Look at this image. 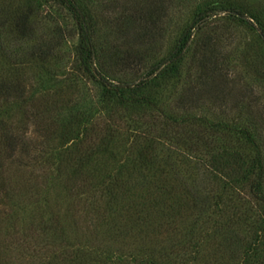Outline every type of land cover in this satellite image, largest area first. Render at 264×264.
Listing matches in <instances>:
<instances>
[{
  "label": "trees",
  "instance_id": "1",
  "mask_svg": "<svg viewBox=\"0 0 264 264\" xmlns=\"http://www.w3.org/2000/svg\"><path fill=\"white\" fill-rule=\"evenodd\" d=\"M43 1L0 0V207L9 209L24 193L5 161L19 145L25 153L10 121L32 99L25 70L55 58L52 40L36 36ZM46 1L70 16L72 66L97 99L60 122L50 100L39 109L57 140L44 192L51 185L72 206L85 196L100 207L97 224L79 230L58 214L40 221L36 263L264 264V99L251 76L232 84L230 56L211 35L219 17L242 27L264 66V0H197L164 51L160 23L181 0ZM51 242L58 250L48 256ZM12 262L0 237V264Z\"/></svg>",
  "mask_w": 264,
  "mask_h": 264
},
{
  "label": "rangeland",
  "instance_id": "2",
  "mask_svg": "<svg viewBox=\"0 0 264 264\" xmlns=\"http://www.w3.org/2000/svg\"><path fill=\"white\" fill-rule=\"evenodd\" d=\"M197 2V0H181L168 4V15L160 23L165 33L161 38L163 51L169 48L182 27L190 20ZM112 16L113 14L108 13L109 20ZM99 26L101 30H106L105 21H99ZM211 29L215 31L211 34L214 38L221 37V44L230 56L231 62L228 68L232 84L237 83L236 78L240 79V83L250 82L251 76L258 80L255 83L257 86L253 88V95L264 99V66L256 64L257 58L254 57L251 34L242 27L232 26L227 19L220 17L211 24ZM36 36L38 39L52 40L56 49L55 58L50 65L32 66L25 70L24 95L32 99L28 100L29 103L21 112L13 114L10 120L14 126L13 132L17 135L23 134L22 144L25 150L22 154L21 145H19L15 154L5 161L6 166L15 174L17 179L14 180L19 182V188L24 189L22 198L15 199L17 207H11V209H9L10 206L0 207V237L6 239L9 244L12 264H28L27 262L37 264L36 256L39 252L35 253V251L41 247L40 242L37 243L41 237L40 221L45 222L52 216L56 220L55 215L58 214V220L66 230L71 221L79 223L73 228V230H79V225L85 226L86 220H88V225L97 224L93 218L96 219L95 213H99L98 208L100 207V204H96L97 210H95L94 205L89 206L88 201L83 199L85 196L81 197L78 205L75 204L76 207L72 206L73 203L64 196L66 190H62L58 195L61 191L59 189L55 194L54 189H50V184L49 192L47 194L44 192L45 180L48 175L51 176L47 168L54 167L48 164L46 153L48 154L52 146H57V140L48 141L50 133L45 130L39 109H43L50 100L48 116L60 122L72 116L75 109L95 106L94 101L97 98L96 88L72 66L73 48L77 35L70 16L51 2L44 0L38 15ZM251 65V72H247ZM44 88L48 89L46 91L49 92L48 94ZM24 110L25 113H23ZM32 113L39 116L35 118ZM235 114L232 113V116ZM52 175L55 177L54 173ZM62 183L66 184L63 181ZM57 197H59L58 201H55ZM86 198L91 200L87 196ZM12 214L14 217H11ZM62 243L65 245L64 242ZM44 250L48 256H51L58 250V246L51 242Z\"/></svg>",
  "mask_w": 264,
  "mask_h": 264
}]
</instances>
